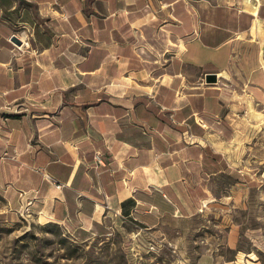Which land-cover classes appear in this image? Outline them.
Wrapping results in <instances>:
<instances>
[{
  "label": "crops",
  "instance_id": "crops-1",
  "mask_svg": "<svg viewBox=\"0 0 264 264\" xmlns=\"http://www.w3.org/2000/svg\"><path fill=\"white\" fill-rule=\"evenodd\" d=\"M257 31L264 0H0V221L27 204L83 242L247 185L227 153L264 128V70L232 68Z\"/></svg>",
  "mask_w": 264,
  "mask_h": 264
},
{
  "label": "rangeland",
  "instance_id": "rangeland-1",
  "mask_svg": "<svg viewBox=\"0 0 264 264\" xmlns=\"http://www.w3.org/2000/svg\"><path fill=\"white\" fill-rule=\"evenodd\" d=\"M250 37L241 39L232 68L240 85L253 62L264 70V35ZM258 107L249 103V116L260 118ZM254 123L253 134L232 140L227 153L236 174L253 177L247 185L223 174L222 192L191 215L164 218L153 230L123 222L83 242L42 219L0 221V264H264V128Z\"/></svg>",
  "mask_w": 264,
  "mask_h": 264
},
{
  "label": "built area",
  "instance_id": "built-area-1",
  "mask_svg": "<svg viewBox=\"0 0 264 264\" xmlns=\"http://www.w3.org/2000/svg\"><path fill=\"white\" fill-rule=\"evenodd\" d=\"M102 152H100L99 150H96L95 152H94V154H93V158H94V162L96 163V164H100V163H102ZM55 186L56 187H60L61 186V184H59V183H55ZM20 215L23 217V218H30L31 217V212H30V210H29V208H28V205L26 204L25 206H23V208H22V210H21V212H20Z\"/></svg>",
  "mask_w": 264,
  "mask_h": 264
},
{
  "label": "water",
  "instance_id": "water-1",
  "mask_svg": "<svg viewBox=\"0 0 264 264\" xmlns=\"http://www.w3.org/2000/svg\"><path fill=\"white\" fill-rule=\"evenodd\" d=\"M11 40L16 42V43H19V40L15 37V36H12L11 37ZM205 81L206 82H215L216 81V74L214 73H207L205 74Z\"/></svg>",
  "mask_w": 264,
  "mask_h": 264
},
{
  "label": "bare ground",
  "instance_id": "bare-ground-1",
  "mask_svg": "<svg viewBox=\"0 0 264 264\" xmlns=\"http://www.w3.org/2000/svg\"><path fill=\"white\" fill-rule=\"evenodd\" d=\"M225 74V73H224Z\"/></svg>",
  "mask_w": 264,
  "mask_h": 264
}]
</instances>
